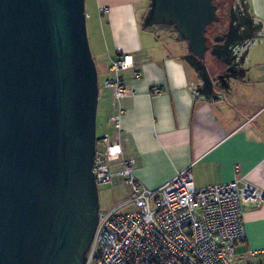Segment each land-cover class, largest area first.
<instances>
[{
    "label": "water",
    "instance_id": "1",
    "mask_svg": "<svg viewBox=\"0 0 264 264\" xmlns=\"http://www.w3.org/2000/svg\"><path fill=\"white\" fill-rule=\"evenodd\" d=\"M154 2L145 25L170 21L204 60L211 0ZM85 17L84 0H0V264H84L90 248L99 90Z\"/></svg>",
    "mask_w": 264,
    "mask_h": 264
},
{
    "label": "crops",
    "instance_id": "2",
    "mask_svg": "<svg viewBox=\"0 0 264 264\" xmlns=\"http://www.w3.org/2000/svg\"><path fill=\"white\" fill-rule=\"evenodd\" d=\"M247 1L245 5V0H234L233 6L237 4L241 15V4L247 7L255 40L264 36V0ZM150 4L151 0H97V9L104 6L106 11L101 16L94 12L99 26L93 27L89 48L102 64L104 80L111 77L113 60L125 54L132 58L131 67L119 72L127 95L102 118L101 126H110L120 107V130L105 138L122 145V158L133 161V176L148 190L186 169L197 189L243 178L260 190L258 204L241 205L245 238L235 246L234 257L239 264L264 262V37L262 58H251L237 68L232 58L235 75L217 87L213 78L221 62L209 54L204 60L194 57L168 23L146 26ZM250 50L256 52L255 46ZM104 80V92L98 87L101 109L109 100L114 102Z\"/></svg>",
    "mask_w": 264,
    "mask_h": 264
},
{
    "label": "built area",
    "instance_id": "3",
    "mask_svg": "<svg viewBox=\"0 0 264 264\" xmlns=\"http://www.w3.org/2000/svg\"><path fill=\"white\" fill-rule=\"evenodd\" d=\"M131 65L128 54L110 64L114 76L105 87L112 90L113 105L127 95L119 72ZM121 115L118 107L111 116L116 131ZM122 154V145L107 139L102 152L95 150L93 175L97 185L109 183L114 175L111 165L119 164L117 174L130 186L129 202L136 210L98 212L84 264H233L235 246L245 238L241 205L258 204L263 197L260 190L243 178L197 189L189 169L148 190L133 176V161Z\"/></svg>",
    "mask_w": 264,
    "mask_h": 264
},
{
    "label": "rangeland",
    "instance_id": "4",
    "mask_svg": "<svg viewBox=\"0 0 264 264\" xmlns=\"http://www.w3.org/2000/svg\"><path fill=\"white\" fill-rule=\"evenodd\" d=\"M245 0V5H248V1ZM97 0H84V12L86 14L85 17V23H86V34H87V39H88V44L90 42L89 37L91 36L92 32L95 30L93 27L96 25V27L99 26V23L97 20H94L93 17L94 12L97 13L98 16H101V9L104 7H96ZM249 9V8H248ZM238 7L235 6V12L237 13ZM246 13H248L247 7H245L242 10V17L246 16ZM161 26H166L161 24H153L151 28L154 27H161ZM171 27H173L171 25ZM263 35H257L256 39L253 40L251 39V33H248V39L246 42L243 44H236L235 46H231V52L234 54L233 55V65L234 67H239L247 62H249V59L251 58H257L261 59L262 58V53L260 51L261 46H262V39ZM252 46H255L256 52H253L250 50ZM249 50V52H248ZM98 59H93L94 64L96 66V71H97V83L100 91H103V80H104V75L102 74L101 70V65L98 61ZM238 66H237V65ZM211 71V69H209ZM209 71V72H210ZM213 72H210L212 74ZM205 75V74H204ZM208 75V74H207ZM112 78L114 75H110ZM209 77V75H208ZM108 78V79H110ZM211 78V77H210ZM232 78V77H230ZM228 76H226V79H230ZM214 84L215 86H220L221 80L219 78L214 77ZM229 81V80H226ZM105 82V80H104ZM104 92V91H103ZM102 100L98 101L99 103V111L97 110L96 114V150L99 152H102L104 150V146L107 142V139L105 137H110L111 133L115 131V129L112 127V123L109 126L107 122H103V127L101 126L102 121H103V116H106V113L111 109H113V102L109 100V105L107 108L101 109V103ZM106 120V119H105ZM110 124V123H109ZM107 134V136H106ZM111 170L114 172H118L120 170V167L118 164H112L111 165ZM97 193H98V204H99V211H115L117 214H126L129 212H134L136 210V206L133 203H130V196H131V190L130 186L125 183L124 178L120 175L114 174L112 177L111 182L105 183V184H99L97 185ZM233 264H239V261L237 258L233 256Z\"/></svg>",
    "mask_w": 264,
    "mask_h": 264
},
{
    "label": "flooded vegetation",
    "instance_id": "5",
    "mask_svg": "<svg viewBox=\"0 0 264 264\" xmlns=\"http://www.w3.org/2000/svg\"><path fill=\"white\" fill-rule=\"evenodd\" d=\"M234 0H211L212 5L215 7L214 15L217 20L206 26L205 44L208 47V50L205 55H212L214 58L218 59L221 62V68L216 72L215 77L221 80L220 84H225L224 79L226 76L235 75L233 69H231L233 58V53L231 52V46L236 44H243L248 39V33H251V24L247 16L242 17L241 12L237 14L235 12V7L233 6ZM154 0H151L150 12L152 13L154 8ZM237 7V4L235 5ZM242 4L240 10H243ZM239 12V10H238ZM172 25L170 21L164 22ZM232 23V24H231ZM235 30L237 31L235 33ZM226 33L230 34L229 39L235 40L233 43L228 46L225 45L227 40L225 37L221 39ZM215 52L216 55H213L212 52ZM226 51L229 53L224 54ZM211 56V57H212Z\"/></svg>",
    "mask_w": 264,
    "mask_h": 264
}]
</instances>
